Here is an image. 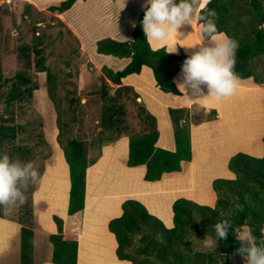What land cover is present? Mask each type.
Returning a JSON list of instances; mask_svg holds the SVG:
<instances>
[{"label": "trees", "instance_id": "trees-1", "mask_svg": "<svg viewBox=\"0 0 264 264\" xmlns=\"http://www.w3.org/2000/svg\"><path fill=\"white\" fill-rule=\"evenodd\" d=\"M75 1L63 0L57 6H50L48 10L63 12L69 9ZM191 2L193 4L194 0ZM30 8V4H25V12L28 13ZM145 9L137 20L131 41L104 38L96 43L98 53L130 58V61L120 70L114 71L108 67H102L104 78L99 90L100 99L103 102L99 115L101 130L90 143V146L97 150V155H89L85 141L67 137L68 123L63 121L60 115L57 116L58 142L69 166L70 190L67 209L69 216L77 215L84 209L86 170L97 161L101 146L105 142L128 136L126 165L133 168H120V159L126 152V140L123 139L106 150L103 159L98 163L96 176L92 177L90 173L88 174L89 192L96 188L97 175L104 173L115 175L116 172L121 175L120 183H140L149 187L148 192L161 191L168 186L182 184L189 176V174H181L178 175V179L171 176L165 177L161 182L157 181L164 173L181 171L183 161H191L190 124H199L215 119L217 116L216 109L212 108L205 113V109L196 104L188 108H168L175 146L174 150H170L156 145L160 134L157 129V119L147 110L146 106L139 104V117L145 130L138 134L131 132L126 121V108L120 102V97L122 90H130L132 87L123 86L122 79L129 75L140 74L142 68L147 66L152 70L155 84L160 91L180 95L181 92L174 82V76L181 72V66L189 56L185 53H168L164 47L151 48L141 25ZM210 12L214 15L208 16ZM198 15L212 19L216 25L217 34L223 33L239 42L234 69L238 78L241 80L252 78L256 84H264V79L257 71V63L264 56V0H208ZM41 44L42 41L37 40L31 47H21V56L24 67L31 68L38 73L46 72L48 91L51 98H54L55 75L46 65V56ZM7 81L11 82L9 89L6 93H0V102L5 103L6 109L24 99H30L33 91L39 88L38 83L24 70L18 71L10 80L4 79L0 72V91ZM109 83L118 87L112 92V86ZM10 123L8 119H3L0 124V154H5L4 144H10L13 145L12 150L17 152L10 153L11 157H18L22 161L29 151L25 146L17 143L16 139L21 132L20 126L10 125ZM262 143L264 147V136ZM140 165L146 167L143 176L145 181L142 180L143 166ZM61 166L62 172L53 197V206L63 211L68 191V172L64 171L62 164ZM228 169L235 174L234 179L216 178L212 181V188L217 195L214 207L186 198H178L173 202V226L171 228L166 227L157 216L149 213L140 201L125 200L121 204L122 214L108 223V229L114 234L118 244L116 249L118 259L130 261L132 264H195V262L205 261L206 257H210L206 264H212L215 255L207 254V256L204 252H191L192 234L201 229L215 238L214 225L224 219H228L232 227L227 239L218 241L219 255L224 259L220 264H233V256L241 255L238 252L241 247L239 240L243 238L238 236L240 231L243 233L251 231L256 236L257 243L264 246V155L255 157L239 151L229 158ZM188 173H190V168ZM177 194L173 193L172 196ZM107 196L108 202L104 203L107 206L105 218H110L120 212V202L125 199L126 195L120 192ZM100 204L102 203L96 202L93 195H88L84 209L85 228L83 230L84 240L81 241L80 264H130L113 259L110 248L111 245L113 247V242L109 234L105 233L102 237L106 244L104 251L100 253L95 249L89 250L88 241L93 233L89 230L98 226L97 218L99 217L95 213L96 207ZM162 204L165 206H162L161 216L164 219L171 217L166 203ZM235 204L239 206L236 207ZM30 205L22 206L21 217L18 220L21 225V264H32L33 262L34 232L30 223L32 217ZM3 217L5 216L0 210V218ZM53 220L57 226V233L49 236L53 247L51 262L53 264H77V234L63 233V220L59 216L54 215ZM199 221H201L200 224Z\"/></svg>", "mask_w": 264, "mask_h": 264}, {"label": "rangeland", "instance_id": "rangeland-1", "mask_svg": "<svg viewBox=\"0 0 264 264\" xmlns=\"http://www.w3.org/2000/svg\"><path fill=\"white\" fill-rule=\"evenodd\" d=\"M204 1L205 0H202L200 4L198 3L200 1L194 0L193 7L197 14L202 8L201 6ZM195 24L197 25L195 31L198 33L199 23L195 22ZM190 26L191 25L185 24L180 29L183 33L182 36H185L188 41L186 46L198 44L195 43L191 37L194 30H190ZM133 31L132 34H130L132 35V39ZM77 33L81 36V38L79 36L78 38L82 43V48L77 37L60 21L58 11H49L48 9L39 11L31 7L27 13L25 12L24 1L0 0V72L4 79L10 80L18 71L24 70L39 85V88L33 91V96L30 99H24L9 109H6L4 102H0V124L3 119H8L11 121L10 125L16 124L20 126L21 132L16 139L17 143L25 146L29 151V153L27 152L25 155L26 157H23L22 161L31 162L38 173L37 179L34 182H30L26 190L22 189L25 197L23 203L17 201L12 204L0 205V210L5 216L3 217L4 219L0 218V264H21L19 250H17V246L15 250L14 244H11L13 233L15 232L16 235L17 232L19 233V230L17 231V229H15L14 231V225L9 221L11 220L14 223L18 222L21 217L20 212L23 205L29 206L31 204L32 217L30 223L35 233L34 235H36V250H38L36 252L39 253L41 250L43 252L46 247L45 244L48 245L51 243L47 239H49L48 237L51 235L52 231L50 229L47 230V228H53V225L50 221L45 222V219H47V217L51 219L58 213L53 206V197L59 184V176L62 172L61 164L65 168L64 171L67 172V166L64 162V153L58 142L59 130L56 122L57 116L60 115L62 120L68 123L66 132L67 137L78 138L85 141L89 155H97V150L92 148L90 143L98 136L101 130L99 126V115L103 102L100 99L99 90L104 75L102 67L99 68L98 66L103 63V67H108L115 71L117 70V63L119 60L122 61L126 58L98 53L96 50V43L101 40L100 36L96 34L98 32H85L88 34L86 35L87 37L83 35V32V34L78 31ZM127 33L126 31L115 33L113 39L128 41L122 40L127 37ZM217 36L223 38L226 35L218 34ZM37 40L42 41L41 48L46 56V65L55 75L54 98H51L48 91L46 72L38 73L31 68L28 69L24 67L20 48L31 47ZM217 42H219V40ZM151 44L153 46L157 45L156 42H151ZM193 48H199V45ZM82 49H84V51L86 50L89 55L86 52L83 53ZM177 49H179V53L182 51L179 44L177 45ZM109 57L113 58L114 61L108 59ZM149 70L151 69L149 68ZM257 71L264 79V56H262L257 63ZM152 75L151 71V74L147 75V78L154 81ZM135 76L136 74L130 75L127 77L129 79H124L125 82L129 81L128 84L122 83L123 86L132 87L130 90H122L120 97V102L123 103L126 108L127 124L131 128L132 133H142L145 129L139 117V104L146 106L147 110L157 119V129L160 133L158 145L167 147L168 144L166 141L170 139L174 140L173 126L168 116L167 108L175 107L176 104L170 102L169 106H167L168 103L166 102H169V95L160 91L156 84L151 88H144L141 86L140 89H135L132 85L134 84V80L137 79L136 81L139 82L143 81V76H141L142 78L138 77L139 74L137 77ZM180 81H182V78L179 82ZM10 84L11 82L7 81L3 85L0 93H6ZM109 84L112 86V92L114 88L118 87L117 85ZM193 92L194 90L189 88L187 93L177 96V99L180 103L188 104L191 102V105L188 107L194 104L201 107H203L202 105L213 107L216 106V104L220 106L221 100L222 102H227V106H224L225 115L222 114V117L227 115L233 119L227 133V138L231 144V149L229 151H235L240 148L245 150L249 149L255 153L260 152L259 137L264 132V84L258 85L252 78L244 80L238 78V85L234 94L220 100H216L212 97L203 100L195 99L196 97L193 96ZM206 94L208 93H205V95ZM203 108L205 109V113L211 109L206 107ZM213 120L214 119L208 121L212 122ZM191 125L192 123L190 124V129ZM108 134L110 135V133ZM218 134L219 131L217 128L208 127L207 124L197 128L194 139L198 159L196 163L193 164L192 174L187 176L186 180L178 186H168L161 191L148 192L149 187L140 183H120L121 175L117 172L115 175H113V173L110 175L104 173L100 176L97 175L95 190L89 192L87 186L85 195L87 197L88 195H93L96 202L106 204L109 198L105 195L123 192L126 195L123 200L135 199L140 201L147 208L149 213L157 216L166 227L171 228L173 226L172 204L175 200L178 198H186L193 201L195 200L201 204L210 203L211 198L210 195H208L211 192V188L209 187L210 181L215 175L222 176L226 174L224 168V154L226 153L223 152L220 156L217 154V156L214 155V153L219 150L218 146H220L218 143ZM123 139L126 140V152L120 159V168H133L126 165L129 138L128 136H122L114 141L105 142L101 146L99 158L86 170L87 176L89 173L92 177L96 176L98 163L103 159L106 150L117 145ZM3 148L4 153L11 157L10 153L12 154L14 152L12 150L13 145L4 144ZM11 158L21 160L18 157ZM205 162L211 163L209 170H204L203 165L206 164ZM54 164L55 167L52 171L53 177L50 181L53 182L54 192L52 191L51 193L50 206L48 204L50 200L46 195L40 193L38 185L43 179V176H46L50 166ZM185 168L186 167H184V170ZM181 174L184 175L187 173L164 174L157 181L161 182L165 177L171 176L178 179V175ZM143 176L144 173L142 175V180H144ZM117 182L119 184H117ZM21 187L23 188V184H21ZM45 192L47 193L48 191ZM173 193L178 194L173 197ZM123 200L121 202H123ZM162 203H166V207L168 206L170 209L171 217L168 218L165 216L167 218L164 219V217L161 216L160 211L163 206ZM102 204L99 206L96 205L97 211L95 215L97 214L99 217L97 218L98 226L96 225L93 230H89L93 233L99 231V236H103L105 233L109 234L105 227L109 219L107 217L105 218L107 206ZM238 206L239 205H236V207ZM98 207H100V209H98ZM64 211L65 207L63 213ZM120 212L113 216L120 214ZM62 220L63 233L77 234V236L78 234L81 235L85 228L84 209L77 215H68ZM200 223L201 221H199V224ZM89 231L88 234H90ZM244 234L245 233L240 231L238 236L243 237ZM214 239L215 238L199 229L197 233L192 234L191 252H204L206 255H215L213 260L214 263L212 264H220L224 259L219 255L218 243L213 251L207 246L209 240ZM82 240H84L83 234ZM110 248H112V245ZM33 252L34 250H32V258L34 259ZM39 258L42 260L44 256L42 257L39 254ZM209 259L210 257H206L205 261H198L195 262V264H206ZM34 262L35 260H33L32 264H34ZM233 264H247V261L243 255H234Z\"/></svg>", "mask_w": 264, "mask_h": 264}, {"label": "clouds", "instance_id": "clouds-1", "mask_svg": "<svg viewBox=\"0 0 264 264\" xmlns=\"http://www.w3.org/2000/svg\"><path fill=\"white\" fill-rule=\"evenodd\" d=\"M146 3L141 21L145 38L168 48V53L176 52L177 45H181L173 41L182 40L178 37L183 35L180 29L185 24L192 26L193 22L199 23L202 36L200 43L194 46L182 45L190 48L199 45V48L187 56L181 66L182 81L177 83L180 92L187 93L191 88L194 90L192 94L195 99L201 100L208 97L220 100L233 95L238 85V76L234 69L239 42L231 37L217 36L216 25L208 18L214 13L210 12L208 16L198 15L191 0H146ZM205 87L208 90L206 95ZM37 176L31 162H22L7 154H0V205L17 201L23 203V190ZM231 227L228 219L214 225L215 239L209 240L207 245L211 251L217 247L218 241L227 239ZM239 241L241 247L238 252L246 258L247 264H264V246L257 243V238L251 231L245 233Z\"/></svg>", "mask_w": 264, "mask_h": 264}, {"label": "crops", "instance_id": "crops-1", "mask_svg": "<svg viewBox=\"0 0 264 264\" xmlns=\"http://www.w3.org/2000/svg\"><path fill=\"white\" fill-rule=\"evenodd\" d=\"M21 1H24L25 4H30L31 7L35 8L36 10L44 11V10L48 9L50 6L59 5L61 3V1H63V0H21ZM198 1H200L198 3H200V4L202 3V0H198ZM207 1L208 0H205L202 6H204ZM146 6H147L146 0H76L69 9H67L63 12L58 11V17H59L60 21L64 24V26L77 37V40L80 43L81 48H82V43L80 42V40L78 38V36L80 38H81V36L77 33V31L80 32L81 34L84 33L83 35H85V36L88 35L85 32H91V33L92 32H98L96 34H98V36H100V39H104L107 37L109 39H111V38L113 39L114 38L113 36L115 33L126 31V32H128L127 37L125 39H122V40L131 41L132 35H130V34H132V31L134 28L133 24L136 25L137 20L140 16L141 12L146 8ZM196 27H197V25L195 24V22H193V25L190 26V30L191 29L194 30V33H193V35H191V37L195 43L199 44L202 37H201L200 27L198 26V29H199L198 33L195 31ZM221 34H223V33H221ZM178 39H182V40L173 41V43L178 42L181 44V45H179V47L181 48L182 53L191 55L194 51L198 50V48H190V47L186 48L185 47L188 43L185 36H180V37H178ZM113 40H115V39H113ZM148 42H149L152 49L161 48V46H159L158 44L153 46L149 40H148ZM205 42L207 43V41H205ZM182 45H185V46H182ZM165 49H167V51H169L168 48H165ZM82 50H83V53L86 52L88 54V52L86 50L85 51H84V49H82ZM178 50L179 49H177L176 52H173V53H179ZM108 59H110L111 61H114L113 58L109 57ZM129 61H130V58H126L122 61L119 60V62L117 61L118 62L117 63L118 64L117 70L122 69ZM98 67L99 68L103 67V63L100 64ZM151 71L152 70H149V68L146 66H144L142 68L141 73H140L141 75L139 74L138 77L143 76V81L139 82V81H136L137 79L134 80V84H132V85L135 87V89L136 88L140 89L141 86L144 88L154 87L155 80L152 81V80L147 78L148 77L147 75H150ZM133 75H135V74H133ZM137 75L135 77H137ZM127 77L122 79V83H127V84L129 83V81H126V82L124 81V79H126ZM181 78H182L181 72H179L175 75L174 82L176 83V85L179 82V80H181ZM127 79H129V78H127ZM201 87H204V86L201 85ZM204 92L208 93V90L206 87L204 88ZM182 94L183 93H181L180 95H174L172 93H166V95H169L168 96L169 102H166V103H168L167 106H169L170 102L171 103L174 102L176 104L175 107H173V108H181V107L190 106L191 102L188 104L180 103V101L177 99V96H181ZM202 106L206 107V108H211V109L216 108L217 109V118L214 119L212 122L205 121V122H201L199 124H192L191 125L190 136H191V145H192V159L189 162L183 161L181 171L172 172V173L186 172L187 175L189 174V176H190L192 174L193 164H195L197 159H198L196 149H195V139H194L197 128H199L201 125H204V124H207L208 127H211V128H217L219 131V134H218L219 142L218 143L220 144V146H218L219 150L217 152H215L214 155L220 156L223 152L226 153V154H224L225 155V157H224V160H225L224 168L226 170V174H224L222 176L221 175H215V177L212 178V180L209 183L210 184L209 187L211 188V192L208 194V195H210L211 202L210 203H203V205H208V206L214 207L215 203H216L217 195H216V192L212 188V181L215 178H223V179H234L235 178V174L228 169V160L232 155H234L235 153H237L239 151L248 153V154L255 156V157H262L264 155V147H263V143H262V137L264 136V132L259 137V146H260V152L259 153H255L254 151L249 150V149L245 150V149H240V148L235 150V151H233V150L229 151L231 149V144L229 142V139L227 138V133H228L229 125L233 122V119H231L227 115L222 117V114H224V106H227V102L226 101L222 102V100H221L220 106L217 104H216V106H213V107H207L204 105H202ZM168 108H170V107H168ZM168 108H167V111H168ZM159 139H160V134H159ZM159 139H158V141H159ZM158 141H157L156 145L159 147L170 149V150H174V148H175L174 142L172 139L166 141L168 144L167 147H163L161 145H158L159 144ZM208 162H205L206 164L203 165L204 170L210 169L211 163H208ZM65 163L67 165V172H68V191H67V198H66V204H65V211L63 213V211L55 209L56 211H58V213L56 215H59V217L62 219L65 218L66 216H68L67 209H68L69 190H70L69 166H68L66 160H65ZM140 166H143V173L145 174V170H146L145 165H140ZM54 167H55V164L50 166V168L47 171L46 176L45 175L43 176V179L41 180V182L38 185L40 193L42 195H46L47 198L50 200L48 202V204L50 206H51V197H52L51 193L54 189L53 182H50V181H51V178L53 177L52 171H53ZM184 167H186L185 170H184ZM189 168H190V173H188ZM164 174H169V173H164ZM87 186L88 185H87V172H86L85 189H87ZM45 191H48V192L46 193ZM105 196H107V195H105ZM85 198H87L86 195H85ZM85 200H87V199H85ZM124 201L125 200H123V202ZM123 202H120V203L122 204ZM197 203H199V202H197ZM199 204H201V203H199ZM85 205H86V201H85ZM119 206H120L119 208L121 211L120 214L109 218L105 224V227H106L107 233H109V235H111V238H112L113 247L111 248V251H112L111 253L113 254V257H114L113 259H115L118 262L123 261V262L132 264L130 261L118 259L117 255H116V249H117L118 244H117V241L115 239L114 234L112 232H110L108 229L109 221L115 217H119L122 214L121 205H119ZM84 209H85V206H84ZM1 219H4V218H1ZM5 220H7V219H5ZM46 221H50V223H52V225H53V228H47V230L50 229L52 231L51 234L57 233V226H56L55 222L53 221V218L49 219V217H47V219H45V222ZM9 222L13 223L14 231H15V229H17V231L19 230V233L17 232L16 235H15V232L13 233L14 235L11 238V242H12L11 244H14L15 250H16V246H17V250H19V253H20V227H21V225L18 222L14 223L11 220ZM98 233H99V231H96V233H93L92 240H90L91 238L89 239L88 245H89V250L95 249L96 251H100V253H101L102 251L105 250L104 248H105L106 244L102 239L103 236H99L100 233L99 234ZM82 234H83V231H82ZM82 234L81 235L78 234L77 264H80V250H81ZM35 236L36 235L33 236V248H34L33 249L34 250V252H33L34 253V259L33 260H35L34 264H53L51 262L52 250H53L52 244L51 243L48 245L45 244V246H46L45 250H43V252L41 250L39 253H37L36 251H38V250H36V239H35L36 237ZM47 240H49V239H47ZM39 254L42 257L44 256V258H42V260H41V258H39ZM91 264H93V263H91Z\"/></svg>", "mask_w": 264, "mask_h": 264}]
</instances>
